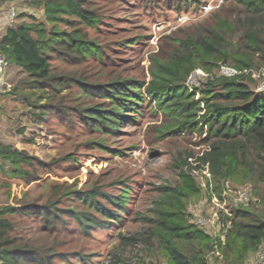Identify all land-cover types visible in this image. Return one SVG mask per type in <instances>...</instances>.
<instances>
[{
  "label": "trees",
  "instance_id": "1",
  "mask_svg": "<svg viewBox=\"0 0 264 264\" xmlns=\"http://www.w3.org/2000/svg\"><path fill=\"white\" fill-rule=\"evenodd\" d=\"M11 1L15 0H0V7ZM21 2L41 9L43 18L11 24L0 38V55L26 74L25 88L33 89L19 95L29 105L42 107L51 115L75 113L80 124L103 135L115 133L120 124L133 120L127 112L139 115L144 103L165 117L162 135L179 131L204 135L205 148L197 156L201 164L195 166L206 169L204 186L186 163L189 170L180 173V183L162 194L148 234L167 264H209V254L228 264H245L264 246V213L255 208L262 200L258 187L264 188V90H255L251 85L255 78L243 72L264 67V0H225L227 5L212 23L175 38L167 58L152 57L147 82L116 75L98 83L57 73L54 65L55 60L73 65L89 58L102 60L101 48L89 37V32L103 22L94 1ZM220 66L234 68L237 73L220 75ZM196 69L209 75L198 89L192 90L186 81ZM72 80L83 93L102 101L76 109L62 105L56 94ZM17 88L18 84L14 85L11 92L17 93ZM39 88L41 92L35 95ZM196 92L198 99H194ZM42 98L47 101L38 105ZM91 144L98 149L105 147L101 142ZM67 158L74 160L70 155ZM35 163L50 166L24 149L0 142V173L8 178L7 195L12 197V202L0 204V264H55L67 254L48 238L65 229L67 220L88 233L91 228L104 229L112 221H121L105 204L126 212L131 191L127 185L113 194L96 187L65 188L61 183L44 181L45 190L31 194L32 184L41 181ZM11 181L29 188L17 197L12 193ZM228 183H248L250 187L242 199H227L230 215L223 216V211L218 210L220 220L229 223L226 235L221 237L191 222L188 207L206 197L208 201L223 202ZM72 202L88 210H76ZM89 210L103 219L98 220ZM126 238L134 237L121 236L123 241ZM79 260L85 261L83 257ZM120 262L113 255L107 264Z\"/></svg>",
  "mask_w": 264,
  "mask_h": 264
},
{
  "label": "rangeland",
  "instance_id": "2",
  "mask_svg": "<svg viewBox=\"0 0 264 264\" xmlns=\"http://www.w3.org/2000/svg\"><path fill=\"white\" fill-rule=\"evenodd\" d=\"M93 1L103 22L97 30L89 32V37L95 39L101 48L102 60L89 58L80 65L55 60L54 65L57 73L94 83L116 75L147 82L153 56L167 58L175 38L212 23L227 5L225 0H187L181 4L173 0ZM11 6L16 11L13 18L9 16ZM22 13L26 15L21 17ZM42 18L40 9L29 8L21 0L7 2L0 7V38L11 24ZM213 71L215 73L216 69ZM254 71H264V67ZM208 75V72L196 69L186 83L189 88L198 89ZM262 79L261 76L251 83L255 90H258ZM25 80L26 74L10 63L0 70V142L24 149L50 166L40 167L35 163L41 181L30 188L11 181L12 193L20 197L21 192L29 188L31 194H40L46 188H43L44 181L61 183L65 188L87 190L96 187L113 194L120 193L123 185L131 188L125 213L105 204L120 216V222L112 221L104 229L95 227L83 233L79 224L67 220L65 229L49 236L57 249L67 254V258H58L55 264H107L113 255L121 260L119 264H167L148 231L162 194L178 185L180 173L189 170L186 163L192 167L190 171L197 182L204 186L206 169L202 166L195 168L201 164L197 156L205 148L204 135L196 131L162 135L160 129L165 117L149 103L143 104L139 115L127 112L133 120L120 124L115 133H95L80 124L73 112L72 116L51 115L42 107L29 105L19 95L33 91L28 86L25 88ZM17 84L18 92L12 93L13 86ZM78 86L72 80L57 92L62 105L76 109L102 101L83 93ZM35 92L37 95L41 89ZM198 97L196 92L194 99ZM46 101L42 98L38 105ZM92 142H101L105 147L98 149ZM69 155L73 162L68 160ZM7 185L8 178L0 173V204L12 202V197L7 195ZM249 187L248 183L240 186L228 183L224 203L202 198L188 207L189 213L211 217L213 221L206 232L221 235L220 226L214 220L218 210L221 206L227 207V199L240 200L241 192L248 191ZM258 192L262 194L259 196L262 200L255 204V208L264 213L263 186L258 187ZM253 199L256 201L258 198ZM72 203L76 210H88L79 202ZM89 211L98 220L103 219L101 214ZM121 236L134 238L123 241ZM263 252L264 246L251 254L245 264H264ZM79 257L85 261H80ZM208 257L209 264H228L221 257L218 260H214L211 254Z\"/></svg>",
  "mask_w": 264,
  "mask_h": 264
},
{
  "label": "built area",
  "instance_id": "3",
  "mask_svg": "<svg viewBox=\"0 0 264 264\" xmlns=\"http://www.w3.org/2000/svg\"><path fill=\"white\" fill-rule=\"evenodd\" d=\"M15 15H16L15 8L13 6H11L9 8V16L11 18H13V17H15ZM7 65H8L7 60L2 55H0V70L5 68ZM197 72H200V70L197 71ZM243 72L244 73H250L251 76L253 78H255V79H258V78H260L262 76L263 79H262V81L260 83V86L258 87V90H260V91L264 90V71L245 70ZM236 73H237V70L234 69V68H231V67L220 66V68H219V74L220 75L232 76V75H234ZM187 87L189 88L188 84H187ZM245 195H246V192L242 191L240 199H242ZM223 203H224V201H223ZM219 210L223 211L222 212L223 216L230 215V212H229L227 207L221 206ZM191 214L193 216V223L195 225H197L198 227H201V228H208L209 225H210V222L213 221V219L211 217L210 218H205V217H202V216L198 215L197 213H191ZM214 220H215L216 224H218L220 226V229H221L220 233H222L220 236L224 237L226 235L227 229L229 227V223L228 222H223L222 220H220L219 213H218V215L215 216ZM262 257L264 259V252H263V256Z\"/></svg>",
  "mask_w": 264,
  "mask_h": 264
},
{
  "label": "crops",
  "instance_id": "4",
  "mask_svg": "<svg viewBox=\"0 0 264 264\" xmlns=\"http://www.w3.org/2000/svg\"><path fill=\"white\" fill-rule=\"evenodd\" d=\"M9 8V7H8ZM41 13H43V11L40 9Z\"/></svg>",
  "mask_w": 264,
  "mask_h": 264
}]
</instances>
